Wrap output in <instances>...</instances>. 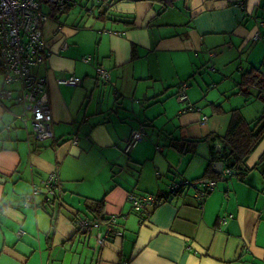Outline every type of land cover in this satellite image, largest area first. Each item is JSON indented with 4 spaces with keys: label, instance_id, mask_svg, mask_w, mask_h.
Here are the masks:
<instances>
[{
    "label": "crops",
    "instance_id": "0c3cea01",
    "mask_svg": "<svg viewBox=\"0 0 264 264\" xmlns=\"http://www.w3.org/2000/svg\"><path fill=\"white\" fill-rule=\"evenodd\" d=\"M75 1L43 24L48 56L34 70L46 79L53 139L36 142L14 118L16 101L0 100V264H264L257 171L244 182L222 174L203 206L190 190L140 213L128 200L204 177L231 112L246 121L263 112L258 89L241 82L252 70L264 78V0ZM100 66L109 72L105 84L96 78ZM70 75L79 86L56 82ZM183 83L200 112H180ZM140 126L144 138L124 154ZM263 152L264 139L245 165ZM54 170V205L24 208L32 186ZM89 200H103L100 218L126 216L116 227L122 236L100 242L105 222L87 209ZM81 220L98 229L77 232Z\"/></svg>",
    "mask_w": 264,
    "mask_h": 264
},
{
    "label": "built area",
    "instance_id": "2783aa9c",
    "mask_svg": "<svg viewBox=\"0 0 264 264\" xmlns=\"http://www.w3.org/2000/svg\"><path fill=\"white\" fill-rule=\"evenodd\" d=\"M43 3L48 5H70L72 0H0V65L5 88L0 90V100H15L19 105L20 113L14 115L28 135L32 136L36 142L42 143L53 139L52 115L49 96L46 89V79L35 73L37 66L41 65L48 56L43 38L42 27L49 19V16L41 10ZM257 34L254 40H259ZM67 46L64 44L61 49ZM85 58L84 62H89ZM97 80L105 84L109 80V72L104 67L96 68ZM60 85L77 87L81 79L70 75L66 78L56 80ZM17 85V89L11 87ZM187 84L183 83L179 87L176 101L182 104L181 113L200 112L201 109L190 102L186 93ZM214 87V86H213ZM207 117L203 116L202 121ZM145 129L140 126L133 131L123 149L124 154H128L144 138ZM73 145L77 144L76 137L71 139ZM231 171H223L224 175H229ZM58 172L51 171L45 177L40 186L33 185L31 193L27 195L22 203L24 208L38 207L51 204L58 199L57 195ZM216 187V182L210 179L179 180L169 184L166 191L161 195L128 196L131 209L135 212H143L146 209H154L161 202L169 198L178 196L186 190L193 192V197L198 206H203L207 195ZM42 197L41 202H37L38 196ZM125 215H111L103 227V234L100 242L112 236H122V232L116 229L118 220L125 219ZM232 215L219 218V225H224ZM98 229L96 224H91L87 220L78 223V230L87 233ZM23 234L22 230L17 232L18 236ZM123 264H127L124 262Z\"/></svg>",
    "mask_w": 264,
    "mask_h": 264
},
{
    "label": "trees",
    "instance_id": "16d2710c",
    "mask_svg": "<svg viewBox=\"0 0 264 264\" xmlns=\"http://www.w3.org/2000/svg\"><path fill=\"white\" fill-rule=\"evenodd\" d=\"M77 5L75 0H72V4L58 6V5H48L43 3L41 6V10L43 11V7L50 8L49 17H56L59 13L63 14L67 12L72 7ZM46 14V13H45ZM264 36H262L263 38ZM258 71L252 70L250 72L245 73L242 76V86H254L258 89L257 98L264 105V78L261 80L257 78ZM201 109V108H200ZM215 138L210 136L205 138L203 141H213ZM264 139V110L259 115L258 118L252 121H246V119L242 116V114L238 110H233L231 112L230 122L226 131L225 136L221 139L222 148L219 152H214L213 147H210L211 154L208 167L206 169V173L204 175L205 179L219 180L222 176L223 172L220 174H216L212 171L211 166L213 163L218 160L223 163L224 171L229 170L231 173L230 176H235L240 181L244 182L246 176L252 172L257 171L261 174L264 180V152L259 157L257 163L248 168L245 165L246 160L253 153V151L258 147L261 141ZM183 146H181L182 149ZM228 175V176H229ZM201 179V178H199ZM197 180V179H196ZM56 201V200H55ZM54 201V202H55ZM52 202L49 205H54ZM103 200L100 201H92L89 200L87 205V209L91 214L97 217V220L100 219V222H106V218H100V212L102 211ZM140 213V212H136ZM77 232H81L83 234H88L85 231L77 230ZM85 234V235H86Z\"/></svg>",
    "mask_w": 264,
    "mask_h": 264
},
{
    "label": "water",
    "instance_id": "95a60500",
    "mask_svg": "<svg viewBox=\"0 0 264 264\" xmlns=\"http://www.w3.org/2000/svg\"><path fill=\"white\" fill-rule=\"evenodd\" d=\"M213 170L215 173L220 174L223 170V163L222 162H214L213 165Z\"/></svg>",
    "mask_w": 264,
    "mask_h": 264
},
{
    "label": "rangeland",
    "instance_id": "374dc122",
    "mask_svg": "<svg viewBox=\"0 0 264 264\" xmlns=\"http://www.w3.org/2000/svg\"><path fill=\"white\" fill-rule=\"evenodd\" d=\"M259 105V104H258ZM260 106V105H259ZM208 196V195H207Z\"/></svg>",
    "mask_w": 264,
    "mask_h": 264
}]
</instances>
